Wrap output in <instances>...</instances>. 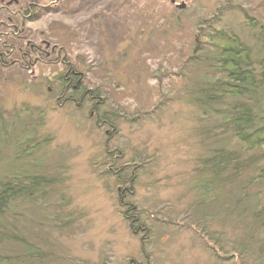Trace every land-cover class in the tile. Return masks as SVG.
Listing matches in <instances>:
<instances>
[{"label": "rangeland", "instance_id": "obj_1", "mask_svg": "<svg viewBox=\"0 0 264 264\" xmlns=\"http://www.w3.org/2000/svg\"><path fill=\"white\" fill-rule=\"evenodd\" d=\"M31 3L34 13L26 18ZM177 4H185L184 9ZM232 6L238 15H232ZM219 10L227 14L222 28L240 34L248 28L245 19L264 24V0H0V38L14 47L13 64L0 63V108L9 118L24 102L37 106L46 117L43 132L54 137L42 163L46 159L44 165L56 172L60 192L43 213L27 214L33 236H40L46 248L44 264H241L239 255L231 262L228 256L217 261L207 246L214 242L175 216L194 201L191 184L204 181L195 174L200 153L192 129L195 110L183 100L189 77L176 72L195 48L205 45L198 27L221 15ZM17 48L35 49L44 59L25 66ZM62 59L76 64L87 84L107 90L113 105L129 114L150 112L164 102L144 120L120 122L111 142L123 152L119 164L126 178L139 159L149 160L135 178L134 195L122 200L137 207L142 222L155 229L149 243L125 217L124 185L107 171L104 130L95 128L87 109L58 103L46 83ZM167 98L173 100L168 104ZM162 203L161 219L170 224L157 221ZM72 218L73 226L61 227Z\"/></svg>", "mask_w": 264, "mask_h": 264}, {"label": "trees", "instance_id": "obj_2", "mask_svg": "<svg viewBox=\"0 0 264 264\" xmlns=\"http://www.w3.org/2000/svg\"><path fill=\"white\" fill-rule=\"evenodd\" d=\"M32 6L31 3L25 7L26 18L34 13ZM231 8L232 15H238L237 10L233 11L236 8ZM219 11L221 15L204 20L198 27L205 45L195 48L186 62H181V71L176 72L189 77L183 100L195 110L192 129L197 134L200 150L195 158L199 163L195 174L204 177V181L191 184L194 201L184 214L169 212L167 215L189 222L202 232L204 240H212L215 246H207L217 261L228 256L231 262L239 255L243 258L241 264L251 263L254 257L252 264H264V26L257 20L245 19L248 31L244 33L251 35L244 38V33L232 27L222 28L227 14ZM0 44V62L11 64L10 52L14 47L2 38ZM15 52L24 62L29 61L28 56L39 62L44 59L35 49L27 55L18 48ZM59 63L60 70L47 77L46 83L50 90L52 86L58 103L87 109L95 128L104 130L107 171L124 185L120 189L123 206V198L134 195L135 178L149 160L139 159L141 164L135 165L131 177H124L125 169L119 164L123 152L112 147V137L120 132V122L144 120L161 109L164 102L150 112L136 110L133 115L129 114L127 108L113 105L107 90L87 84L76 64L65 59ZM190 70L194 71L193 76ZM171 100L167 98L165 102L169 104ZM15 109L6 118L5 109L0 108V264H44L46 248L39 242L40 236H33L30 228L33 221L27 214L39 210L43 213L60 192L56 172L44 165L46 159L42 163L54 137L42 130L46 123L44 111L26 102ZM165 206L157 205L159 222L163 221L161 208ZM123 207L131 228L142 234L143 242L149 243L155 229L142 222L143 217L133 204ZM74 222L72 218L61 227H71ZM165 222L172 223H162ZM227 245L230 250H226Z\"/></svg>", "mask_w": 264, "mask_h": 264}, {"label": "flooded vegetation", "instance_id": "obj_3", "mask_svg": "<svg viewBox=\"0 0 264 264\" xmlns=\"http://www.w3.org/2000/svg\"><path fill=\"white\" fill-rule=\"evenodd\" d=\"M33 51V49H28V50H25L24 49V54H30L29 52H32ZM23 52H21V54H22ZM0 57H1V53H0ZM28 59H29V61H26L24 64H25V66H36V64L37 63H39V61H38V59H33V58H29V56H28ZM3 66H8V64H6V63H2V62H0ZM13 64V63H12ZM28 64V65H27ZM10 65V64H9Z\"/></svg>", "mask_w": 264, "mask_h": 264}, {"label": "water", "instance_id": "obj_4", "mask_svg": "<svg viewBox=\"0 0 264 264\" xmlns=\"http://www.w3.org/2000/svg\"><path fill=\"white\" fill-rule=\"evenodd\" d=\"M173 2H175V0H173ZM179 7L180 8H184L185 7V4H180Z\"/></svg>", "mask_w": 264, "mask_h": 264}]
</instances>
